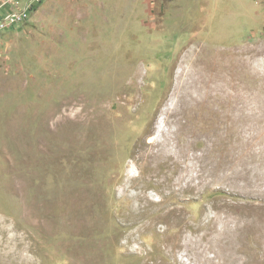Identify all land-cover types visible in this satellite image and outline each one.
<instances>
[{"label": "rangeland", "instance_id": "rangeland-1", "mask_svg": "<svg viewBox=\"0 0 264 264\" xmlns=\"http://www.w3.org/2000/svg\"><path fill=\"white\" fill-rule=\"evenodd\" d=\"M253 209L264 0H42L0 32V264L226 262Z\"/></svg>", "mask_w": 264, "mask_h": 264}, {"label": "bare ground", "instance_id": "bare-ground-1", "mask_svg": "<svg viewBox=\"0 0 264 264\" xmlns=\"http://www.w3.org/2000/svg\"><path fill=\"white\" fill-rule=\"evenodd\" d=\"M227 120H229V119L227 118ZM206 183L208 185L210 184L209 181ZM227 210L228 209H225V211H227ZM255 212L257 213V211H255ZM255 212H254V209L251 210L250 212H246V213L242 212V213H238V214L227 212L223 217V219H224L223 223H225L226 225H229L231 229H236V230L242 228L244 225L246 226V224L251 226V229H249V227H248L249 231L247 232L249 237L246 241L244 240L243 243L241 242V247L240 246L239 247L236 246V248L230 247L231 253L234 254V256L231 257L230 260H228L226 262L211 261L206 256V253L214 248L213 240H204V241L202 240V241H199L198 243H195V244L199 245V248H202L201 253H202L203 262L207 263V264H264V238L262 236L263 233L261 232L262 228L261 229L259 228L261 226L264 227V220L263 219L259 220L260 218L255 215ZM169 213H171V211ZM225 229H227V228H225ZM228 232H230V231H228ZM251 239H253V240L249 241ZM248 244H250V245H248Z\"/></svg>", "mask_w": 264, "mask_h": 264}, {"label": "built area", "instance_id": "built-area-1", "mask_svg": "<svg viewBox=\"0 0 264 264\" xmlns=\"http://www.w3.org/2000/svg\"><path fill=\"white\" fill-rule=\"evenodd\" d=\"M42 0H3L0 10V32L13 28L29 19L32 8Z\"/></svg>", "mask_w": 264, "mask_h": 264}]
</instances>
